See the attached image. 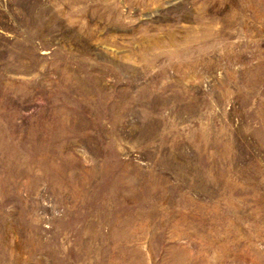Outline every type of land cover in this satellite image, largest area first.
I'll list each match as a JSON object with an SVG mask.
<instances>
[{
  "label": "rangeland",
  "instance_id": "374dc122",
  "mask_svg": "<svg viewBox=\"0 0 264 264\" xmlns=\"http://www.w3.org/2000/svg\"><path fill=\"white\" fill-rule=\"evenodd\" d=\"M0 264H264V0H0Z\"/></svg>",
  "mask_w": 264,
  "mask_h": 264
}]
</instances>
